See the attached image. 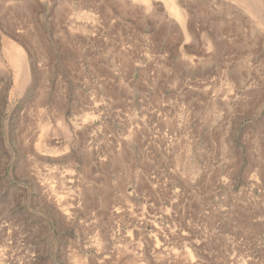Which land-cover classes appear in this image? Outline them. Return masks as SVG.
Listing matches in <instances>:
<instances>
[{"label": "rangeland", "instance_id": "1", "mask_svg": "<svg viewBox=\"0 0 264 264\" xmlns=\"http://www.w3.org/2000/svg\"><path fill=\"white\" fill-rule=\"evenodd\" d=\"M249 7L0 0V264H264Z\"/></svg>", "mask_w": 264, "mask_h": 264}, {"label": "bare ground", "instance_id": "2", "mask_svg": "<svg viewBox=\"0 0 264 264\" xmlns=\"http://www.w3.org/2000/svg\"><path fill=\"white\" fill-rule=\"evenodd\" d=\"M62 1V0H61ZM241 1H243L244 3H246V4H250V6L251 7H249V8H254L256 11V13H261V15H264V7L262 6V4H261V2L263 3V1H260V0H241ZM238 3H242V2H238ZM248 7V6H247ZM28 9H30V8H28ZM15 10V9H14ZM62 10V9H61ZM249 10V9H248ZM56 11V10H55ZM58 11V10H57ZM60 11V10H59ZM253 12V11H252ZM253 14V13H252ZM259 15V14H258ZM239 18V17H238ZM242 18V17H241ZM252 18V17H251ZM254 18H255V15H254V17H253V20H254ZM260 19V18H259ZM251 20V19H250ZM249 20V21H250ZM262 21V20H261ZM261 21H259V22H261ZM258 22V24H260ZM264 23V22H263ZM252 24H254L253 22H252ZM251 24V22H250V25H252ZM261 25V24H260ZM262 27H263V25H262ZM222 30V29H221ZM253 31V30H252ZM258 31H260L259 32V34L261 35L262 33V31L261 30H258ZM258 31H256L257 33H258ZM259 35V36H260ZM261 37V36H260ZM263 37H264V35H263ZM259 41V40H258ZM8 47V46H7ZM10 48V47H9ZM5 50V49H4ZM7 51V50H6ZM10 54V53H9ZM7 52H6V54L5 55H7V57H10V55H9ZM13 55V54H12ZM6 58V57H5ZM23 59V58H22ZM21 59V57H19V55H18V57L16 56H14V58H13V56H12V58L10 57L9 58V62L12 64V65H15V66H18L19 67V69H18V67H17V69L19 70V71H21V72H25V69L22 67V64H23V60ZM9 64V63H8ZM10 64V65H11ZM14 66V67H15ZM13 67V68H14ZM14 69H16V68H14ZM13 69V70H14ZM18 70H16V71H18ZM15 73V72H14ZM16 74H18V73H16ZM22 75V74H21ZM15 76V75H14ZM20 76V75H19ZM16 77V76H15ZM17 78V77H16ZM35 78V77H34ZM18 79V78H17ZM16 79V81L17 82H19L18 80ZM18 84V83H17ZM20 84V83H19Z\"/></svg>", "mask_w": 264, "mask_h": 264}, {"label": "crops", "instance_id": "3", "mask_svg": "<svg viewBox=\"0 0 264 264\" xmlns=\"http://www.w3.org/2000/svg\"><path fill=\"white\" fill-rule=\"evenodd\" d=\"M7 152H8V150H7ZM9 152H11V151H9ZM7 167H8L7 165L6 166L3 165L2 160L0 159V187H2L4 184H6L5 182H7V180H8V182H11V183L13 182L12 176L6 177L4 175ZM10 167L13 168V165H10Z\"/></svg>", "mask_w": 264, "mask_h": 264}]
</instances>
